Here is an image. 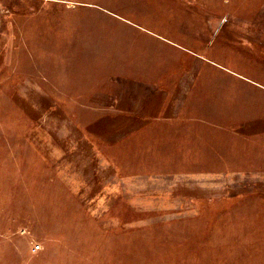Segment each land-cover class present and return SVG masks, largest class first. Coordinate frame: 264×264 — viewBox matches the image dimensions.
Masks as SVG:
<instances>
[{"label":"rangeland","instance_id":"374dc122","mask_svg":"<svg viewBox=\"0 0 264 264\" xmlns=\"http://www.w3.org/2000/svg\"><path fill=\"white\" fill-rule=\"evenodd\" d=\"M0 264H264V0H0Z\"/></svg>","mask_w":264,"mask_h":264},{"label":"crops","instance_id":"0c3cea01","mask_svg":"<svg viewBox=\"0 0 264 264\" xmlns=\"http://www.w3.org/2000/svg\"><path fill=\"white\" fill-rule=\"evenodd\" d=\"M110 10H111V9H110ZM125 19H126V18H125ZM126 20H127V19H126ZM139 28H141V29H143V30L146 29L145 27H142V26H140V25H139ZM154 34H155L156 36H159V37L162 36L161 34H157V33H154ZM190 83H191V82H190L189 80H184L182 86H184V85H185V86H189ZM145 87H146V86H145ZM169 104H171V103H169ZM171 117L173 118V117H175V116H171Z\"/></svg>","mask_w":264,"mask_h":264},{"label":"built area","instance_id":"2783aa9c","mask_svg":"<svg viewBox=\"0 0 264 264\" xmlns=\"http://www.w3.org/2000/svg\"><path fill=\"white\" fill-rule=\"evenodd\" d=\"M35 249H39V246H36Z\"/></svg>","mask_w":264,"mask_h":264}]
</instances>
